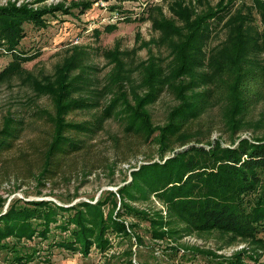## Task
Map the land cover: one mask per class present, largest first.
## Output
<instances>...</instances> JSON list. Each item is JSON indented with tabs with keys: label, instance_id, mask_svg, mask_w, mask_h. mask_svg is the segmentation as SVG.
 I'll return each instance as SVG.
<instances>
[{
	"label": "trees",
	"instance_id": "obj_1",
	"mask_svg": "<svg viewBox=\"0 0 264 264\" xmlns=\"http://www.w3.org/2000/svg\"><path fill=\"white\" fill-rule=\"evenodd\" d=\"M90 4L83 0L73 3L81 11ZM261 6L264 9V2ZM193 8L184 5V0L172 4L184 21L182 25L165 17L154 19L155 27L163 34L161 40L171 43L172 65L166 68L162 57L151 55L143 62L145 70L139 81L113 50L104 53L115 62L116 73L102 87L91 85L81 71L75 72L83 67L78 53L65 58L53 76L30 77L35 93L48 96L53 106L35 111L50 126L37 165L30 169L39 183L54 181L66 173L77 155L91 153L92 139L114 116L124 119L125 134L154 144L158 158L132 165L129 179L116 190H103L95 201L90 198L66 205L51 198L19 197L5 209L6 199L2 198L0 248L6 249L11 264H24L41 256L37 244H23V239L40 236L47 241L46 248L56 246L87 255L93 248L109 250L112 234L135 236L138 240L141 236L136 227L144 221H148L151 235L167 241L166 247L176 256H183L187 249L178 242L180 237L194 231L219 229L254 242L262 240L264 134L250 138L239 133L250 128L247 114L264 97L259 88H252L253 81L264 87V56L253 55L264 50V30L255 35L239 23L236 32L220 47L209 51L212 22L229 14L228 4L202 12ZM63 9L62 2L40 6L18 0L0 3V57L5 53L12 57L0 68V80L21 71L24 62L39 55L38 50L28 53L20 47L27 35L26 24L46 26L48 14ZM211 85L217 89L227 86L224 97L228 104L222 120L229 132L228 143L222 136L212 137L214 126L211 119L205 118L221 102ZM165 89L177 102L166 120L156 123L150 105ZM109 93L110 98L101 105V97ZM74 111H85L90 116L74 118ZM24 128L22 118L4 116L0 156L16 145ZM109 136L121 144L120 135ZM121 160L129 158L125 155ZM105 163L113 175L115 165L110 166L108 160ZM83 168L86 175L97 169ZM156 199L163 203L162 208L155 205ZM55 229L62 233L56 235ZM9 237L12 240H5ZM241 254L223 257L217 264H247Z\"/></svg>",
	"mask_w": 264,
	"mask_h": 264
},
{
	"label": "rangeland",
	"instance_id": "obj_2",
	"mask_svg": "<svg viewBox=\"0 0 264 264\" xmlns=\"http://www.w3.org/2000/svg\"><path fill=\"white\" fill-rule=\"evenodd\" d=\"M6 1L0 0V3ZM18 1H27L34 6L62 2L65 9L49 13L46 26L26 24L27 35L22 39L20 47L28 53L38 50L39 55L24 62L21 71L0 80V126L8 114L18 116L25 122L24 131L16 145L0 156V208L2 198L6 199L5 209L13 199L19 197L51 198L66 205L90 198L95 201L103 190H116L126 178L129 179L132 165L150 158L157 159L156 146L125 134L124 119L114 116L107 120L105 129L92 139L91 153L77 155L66 173L54 181L47 180L45 185L39 183L30 169L37 165L36 158L49 134L50 126L35 111L41 107L52 109L53 106L48 96L35 93L30 77L53 76L65 58L78 53L83 67L77 68L75 72L81 71L91 81V85L102 87L116 73V64L104 53L105 50L119 53L126 61V66L131 68L130 75L135 81L142 78L145 70L143 62L151 55L162 57L164 67L169 68L172 65L171 43L161 40L163 34L155 27L154 19L165 17L182 25L183 19L172 9L176 0H83L91 3L84 11L73 5L82 0ZM262 2L264 0H184V5L202 12L216 9L221 3L228 4L229 14L212 22L207 45L211 51L235 33L239 23L255 35L260 34L264 30ZM66 8H70V11H66ZM257 53L260 57L264 56V50L253 55L257 56ZM11 58L8 53L2 55L0 68L7 65ZM220 84L223 85L222 80ZM211 87L221 102L215 104L205 114V118L211 119L214 126L212 137L222 136L225 143H228L229 132L225 131L222 120L223 110L228 104L224 97L227 86L219 89L213 85ZM252 88H259L264 94V87L261 88L256 81H253ZM110 95L101 97L100 104L104 105ZM176 102L170 90H163L158 100L150 105L154 121L163 123L169 109ZM71 116L81 119L90 115L85 111H74ZM247 117L250 119V128L241 131V137L251 138L255 134H264V97L251 106ZM112 133L120 135V145L109 136ZM125 155L129 160H121ZM107 160L110 166L115 165L113 175L105 163ZM84 166L97 169L86 175L82 173ZM154 202L158 208H162L160 200ZM136 228L141 236L138 240L135 236L112 234L113 245L109 250L101 252L93 248L87 255L56 246L46 248L47 241L40 236L32 240L23 239V244H37L41 251V256L24 264H217L223 257H232L241 251L247 264H264V235L262 240L254 242L219 229L194 231L180 237L178 242L187 249L183 256H176L166 247L167 241L155 239L151 235L148 221ZM55 231L56 235L62 233L59 229ZM5 240H12V237ZM199 249L202 252H196ZM10 261L6 249L0 248V264H11Z\"/></svg>",
	"mask_w": 264,
	"mask_h": 264
},
{
	"label": "built area",
	"instance_id": "obj_3",
	"mask_svg": "<svg viewBox=\"0 0 264 264\" xmlns=\"http://www.w3.org/2000/svg\"><path fill=\"white\" fill-rule=\"evenodd\" d=\"M20 3V2H19Z\"/></svg>",
	"mask_w": 264,
	"mask_h": 264
}]
</instances>
